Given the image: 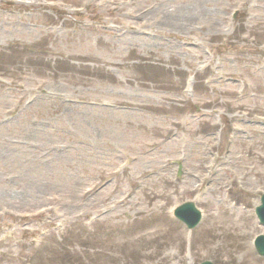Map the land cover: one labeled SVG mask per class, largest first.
<instances>
[{
	"label": "rangeland",
	"instance_id": "374dc122",
	"mask_svg": "<svg viewBox=\"0 0 264 264\" xmlns=\"http://www.w3.org/2000/svg\"><path fill=\"white\" fill-rule=\"evenodd\" d=\"M261 192L264 0H0V264H264Z\"/></svg>",
	"mask_w": 264,
	"mask_h": 264
},
{
	"label": "water",
	"instance_id": "95a60500",
	"mask_svg": "<svg viewBox=\"0 0 264 264\" xmlns=\"http://www.w3.org/2000/svg\"><path fill=\"white\" fill-rule=\"evenodd\" d=\"M259 222L264 225V193L260 196V204L255 208ZM174 215L183 221L188 228H193L199 221L200 213L192 202H186L174 210ZM254 246L259 255H264V236L258 235L254 240ZM200 264H212L203 261Z\"/></svg>",
	"mask_w": 264,
	"mask_h": 264
},
{
	"label": "bare ground",
	"instance_id": "6f19581e",
	"mask_svg": "<svg viewBox=\"0 0 264 264\" xmlns=\"http://www.w3.org/2000/svg\"><path fill=\"white\" fill-rule=\"evenodd\" d=\"M184 16L185 17H187L188 15L186 14V13H184ZM164 137V136H163ZM165 139L164 138H162V141H164ZM143 157H146V158H148L149 157V154L147 155V156H143ZM162 194L161 193H156L154 196H161ZM124 199H121V201H123Z\"/></svg>",
	"mask_w": 264,
	"mask_h": 264
}]
</instances>
